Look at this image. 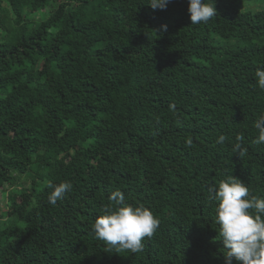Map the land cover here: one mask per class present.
Instances as JSON below:
<instances>
[{
    "label": "trees",
    "instance_id": "obj_1",
    "mask_svg": "<svg viewBox=\"0 0 264 264\" xmlns=\"http://www.w3.org/2000/svg\"><path fill=\"white\" fill-rule=\"evenodd\" d=\"M251 1L192 25L188 0H0V264H226L208 187L231 175L264 197ZM49 182L72 191L52 205ZM115 190L160 222L141 252L93 236Z\"/></svg>",
    "mask_w": 264,
    "mask_h": 264
},
{
    "label": "clouds",
    "instance_id": "obj_2",
    "mask_svg": "<svg viewBox=\"0 0 264 264\" xmlns=\"http://www.w3.org/2000/svg\"><path fill=\"white\" fill-rule=\"evenodd\" d=\"M170 0H149L147 3L153 10L166 9ZM189 18L192 25L208 23L217 16L214 0H188ZM166 31L167 25H161ZM256 82L264 90V67L255 72ZM256 136L253 143L264 144V111H261L254 122ZM227 137H217L216 143L224 144ZM232 146L233 153L238 156L246 154L242 146L243 136L237 135ZM47 187L52 189L48 202L55 205L72 191L70 182H61ZM209 199L215 203L214 222L218 226V238L224 246L226 264L232 261L238 264H264V197L252 195L249 187L241 180L229 175L208 187ZM109 204L103 209L91 226L96 240L103 241L110 249L141 252L145 238H151L159 226V220L152 211L143 205L133 206L126 202L124 193L113 191Z\"/></svg>",
    "mask_w": 264,
    "mask_h": 264
},
{
    "label": "rangeland",
    "instance_id": "obj_3",
    "mask_svg": "<svg viewBox=\"0 0 264 264\" xmlns=\"http://www.w3.org/2000/svg\"><path fill=\"white\" fill-rule=\"evenodd\" d=\"M264 9V2H261L260 0H254L251 1L249 3H246L243 11H251V12H257V11H261ZM35 19H37L39 16L37 14L34 15ZM5 198L3 196L0 195V207H2V201H4ZM10 218H5L3 219V221L7 222V220H9Z\"/></svg>",
    "mask_w": 264,
    "mask_h": 264
},
{
    "label": "bare ground",
    "instance_id": "obj_4",
    "mask_svg": "<svg viewBox=\"0 0 264 264\" xmlns=\"http://www.w3.org/2000/svg\"><path fill=\"white\" fill-rule=\"evenodd\" d=\"M142 73V72H141Z\"/></svg>",
    "mask_w": 264,
    "mask_h": 264
}]
</instances>
